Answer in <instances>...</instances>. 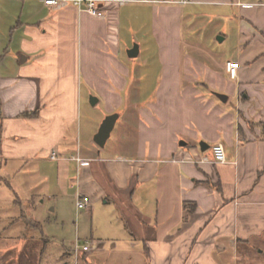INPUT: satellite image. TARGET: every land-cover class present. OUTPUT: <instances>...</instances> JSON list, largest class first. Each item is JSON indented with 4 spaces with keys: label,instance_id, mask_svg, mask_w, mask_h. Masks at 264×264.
<instances>
[{
    "label": "crops",
    "instance_id": "obj_1",
    "mask_svg": "<svg viewBox=\"0 0 264 264\" xmlns=\"http://www.w3.org/2000/svg\"><path fill=\"white\" fill-rule=\"evenodd\" d=\"M221 17L225 26L236 25V51H210L201 60L186 35ZM132 42L138 56L122 60V46ZM149 42L155 55L148 54ZM83 85L99 97L91 95L96 105L113 103L108 115L125 104L118 138L130 146L127 155L93 157L96 149L82 143ZM126 90L139 100L122 101ZM139 90L148 91V100ZM212 90L227 91V101ZM95 121L93 141L102 123ZM218 143L225 162L214 161ZM30 163L54 168L53 187L75 166V203L78 193L96 201L127 191L124 208L142 235L129 240L143 242L150 264H222L227 242L263 255L264 0H108L104 16L43 0H0V179L10 164ZM145 185L148 198H140L148 207H131ZM185 202L197 204L187 224ZM30 226L42 229L24 212L0 213V264H48L50 239Z\"/></svg>",
    "mask_w": 264,
    "mask_h": 264
},
{
    "label": "rangeland",
    "instance_id": "obj_2",
    "mask_svg": "<svg viewBox=\"0 0 264 264\" xmlns=\"http://www.w3.org/2000/svg\"><path fill=\"white\" fill-rule=\"evenodd\" d=\"M215 20V22L225 21V17L216 18ZM224 21L210 26L202 24L199 34L186 35V45L194 46L201 60H207V55L210 51L214 54L222 52L235 53L236 25L228 22L225 26ZM208 32H211L212 35L210 40H206ZM224 34H226L227 39L220 41L219 37H224ZM135 43L132 42L127 46H122V60L130 61L127 52ZM139 44H142L141 55L137 60H142L145 48L143 43ZM155 49V43L149 42L148 54L155 55ZM154 69V65L148 64V70L154 71ZM212 91L229 95L228 90L226 92L220 90ZM229 92L232 93V90H229ZM136 93L137 91L134 90L120 91L122 101H125V103L126 100H139V98H134ZM139 93L142 101L148 100V97H145V95H148V91L139 90ZM92 94L97 96L93 90L86 89L84 85L82 86L81 101L85 103L81 113L83 125L82 143L85 145L87 142L90 152L96 149L97 153L91 152L92 155L95 154L93 157H117L120 154L119 151L121 154L127 155L131 150L130 146H125L124 137L118 138V130L123 118L121 112L125 104L122 107L114 108V111L120 114L119 120L106 145L100 147L91 137L92 125L94 124L92 121L94 119L97 123L103 121L108 115L107 112L114 105L104 100L94 105L91 103L90 98ZM230 101H236V97L234 95L231 96ZM122 149L125 151L122 152ZM106 164L107 162H104L103 165ZM54 172L52 167L47 171H43L35 163H30L28 166L18 169H14L13 165L10 164V170H8L7 175L3 180L0 179V213L9 212L12 215H20L24 212L25 217L31 223L35 224V220L41 222V230L33 226L28 229L29 232H34L35 234L41 232L40 235L50 239V242L46 243L45 261H48V264H53L57 258L60 264H150L143 250V242L140 240L137 242L129 240L135 236L142 237V235L136 234L137 224L132 217L133 215L127 213V209L124 208L126 206L124 198L129 194L127 191L119 194L110 191L106 197L90 201V210L77 209L72 195L76 182L73 186L70 182V178L75 181L78 179L77 169L73 166L67 178H64V175H61V177L56 176V180H61V185L53 187L48 184V180L54 177L52 176ZM130 183L135 187L136 183L133 177ZM138 188L136 200L131 204V207H148V202L145 203L143 198H140L141 196L148 198V185ZM42 201L44 203H41ZM38 205L40 206L37 208ZM76 241H80L81 244L87 243L90 248L84 254L82 252L81 255L78 253L77 259L74 253ZM115 242L118 243L116 247L114 246ZM221 254L222 257L219 259L218 256V260L222 264L224 262L229 264H264V253L263 255L260 254L256 247L251 249L241 247L237 250L235 246L227 242L225 250Z\"/></svg>",
    "mask_w": 264,
    "mask_h": 264
},
{
    "label": "built area",
    "instance_id": "obj_3",
    "mask_svg": "<svg viewBox=\"0 0 264 264\" xmlns=\"http://www.w3.org/2000/svg\"><path fill=\"white\" fill-rule=\"evenodd\" d=\"M46 5L62 8L65 6H74L80 12H87L94 16H104L107 12V4L108 0H43ZM180 2H185V0H180ZM227 70L232 77L236 76V67L228 62ZM213 157L216 163H221L226 161V152L224 145L218 143L213 146ZM56 153L52 154V158H56ZM78 160H80L78 158ZM90 205V201L88 198L84 197L82 194L78 193L76 197V206L77 209H88ZM89 249V245L87 243L81 244L80 241L76 242L75 253L76 255L81 251H87Z\"/></svg>",
    "mask_w": 264,
    "mask_h": 264
},
{
    "label": "water",
    "instance_id": "obj_4",
    "mask_svg": "<svg viewBox=\"0 0 264 264\" xmlns=\"http://www.w3.org/2000/svg\"><path fill=\"white\" fill-rule=\"evenodd\" d=\"M138 54H139V45L135 43L133 47L128 50V55L129 57H136L138 56ZM215 94L222 101H227L228 99V97L225 94H221V93H215ZM96 101H97V98L94 96H91V103L95 104ZM118 117H119L118 113H112L105 117V119L102 121L99 127L98 132L94 136V141L97 145H99L100 147L105 146L107 140L110 138L111 133L115 128ZM203 149L204 148H201L202 151Z\"/></svg>",
    "mask_w": 264,
    "mask_h": 264
},
{
    "label": "trees",
    "instance_id": "obj_5",
    "mask_svg": "<svg viewBox=\"0 0 264 264\" xmlns=\"http://www.w3.org/2000/svg\"><path fill=\"white\" fill-rule=\"evenodd\" d=\"M219 190H221V187H218ZM197 204L195 202H185L184 203V222L189 223L191 221V218L196 210ZM35 225L38 227H41V224L34 221Z\"/></svg>",
    "mask_w": 264,
    "mask_h": 264
}]
</instances>
